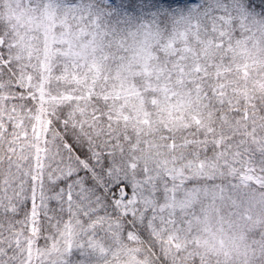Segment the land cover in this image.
Wrapping results in <instances>:
<instances>
[{
    "label": "snow or ice",
    "instance_id": "snow-or-ice-1",
    "mask_svg": "<svg viewBox=\"0 0 264 264\" xmlns=\"http://www.w3.org/2000/svg\"><path fill=\"white\" fill-rule=\"evenodd\" d=\"M0 264H264V0H0Z\"/></svg>",
    "mask_w": 264,
    "mask_h": 264
}]
</instances>
